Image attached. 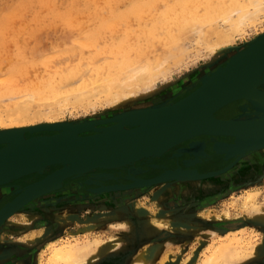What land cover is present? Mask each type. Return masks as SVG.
Returning a JSON list of instances; mask_svg holds the SVG:
<instances>
[{
  "label": "rangeland",
  "instance_id": "1",
  "mask_svg": "<svg viewBox=\"0 0 264 264\" xmlns=\"http://www.w3.org/2000/svg\"><path fill=\"white\" fill-rule=\"evenodd\" d=\"M191 1L193 5L195 0ZM197 1L199 2V0ZM197 1H195L196 4ZM207 1L200 0L203 5L199 2L200 5L194 4L195 6L189 7L191 2L188 0H0V108H14L21 104L26 96L35 95L37 90L44 92L47 86L55 85L54 88L59 91L71 92L76 90L83 80L87 82L91 77H94L96 71H111L114 67L124 65H127L128 70L147 66L156 68L155 76L145 86L151 87L150 90L141 94L139 88L136 91L137 93L140 91L139 94L125 93L123 98L114 101L116 102L114 105L113 102L106 101L104 92L91 97L89 102L88 100L86 102H67L56 118L77 122L86 119L93 120L97 116H108V110L127 108L132 106V103H141L147 100H154V102L160 100L159 102H161L165 98L170 100L181 98L196 85L198 75L209 70L208 68L218 61L212 59V52L209 49L212 44H208V42L213 43L223 23L224 28L227 26L226 22L222 23L220 16L217 19L214 14H211L212 16L205 20V22L209 20L210 23L204 25L206 35L203 33L204 29H201L199 33L202 34L198 36L202 38V41L197 37L199 28L195 32L194 28L188 27L193 30L188 32L189 29L186 25L180 24L184 21L183 9L187 14L193 11L190 8H194V11L197 8L196 10L201 11L202 14V12H209L204 10L209 9L210 6L218 7L220 4L226 6L232 0L223 2L222 0H216V2L210 0V2L208 1L209 5ZM181 3H183L182 6ZM168 10L171 13H168ZM180 13L183 14L180 15ZM199 14L198 16H200ZM213 16L216 24L212 21ZM260 17L254 23L244 26V32L227 31L230 34V44L239 46L243 41L252 39L260 29H264V17ZM185 19L188 21L187 18ZM211 22L214 27L216 26L215 29L211 28L213 26H211ZM209 26L212 30L208 32L207 27ZM204 35L208 37H206V41ZM44 99L45 97L40 99L41 102ZM35 100L38 103L40 101ZM37 105L40 108L42 106L41 104ZM0 127L2 126L0 125ZM212 143L213 141H209L207 144L211 147ZM172 149L166 153H170ZM175 150L183 151L177 147ZM224 162L226 160H223L221 155L210 154L205 160L197 162L195 166L206 170L218 169V166ZM165 163H169V166L175 165L172 160L162 159L154 165H142L138 171L146 176L149 171H152L151 174L154 173V170L159 171L161 166L165 167ZM250 172L254 173L256 178L252 179L248 176L247 174ZM23 181L24 179L20 182ZM78 182L73 181L71 186L66 188L68 194L50 193L51 195L40 198L38 207L32 206L21 212L19 215L21 219L17 222L20 229H18L19 225L16 226V229L8 226L0 233V247L6 249L2 252L4 258H0V264H44L55 246L62 245L66 241L83 243L85 239L91 237L93 234L90 236L89 234L81 235L88 232L87 226L92 225L91 223L95 225L100 223L110 236L120 231L122 236L128 234L125 239L117 240L120 245L117 252L113 251L102 257L105 264H128L140 252L136 251L137 245L159 239L162 231H170L172 238L166 242L160 243L163 240L156 242L162 244L164 246L162 248L172 246V249L169 250L170 253L162 250L158 254H154L152 257L155 256V259L152 264H203L204 259L210 254L209 248L206 247L212 244L211 236L207 237L208 243L203 241V237H205L203 230L206 232L207 229L225 221L226 217L223 216L225 210H228V216H238L239 219L247 222L244 229L246 231H237L240 233L235 236L242 238L240 240L243 245L247 243L248 247L253 246L254 252L245 250L239 252L236 257L234 255L232 260L228 259L226 263L224 261L218 263L264 264V228L261 225L262 228L252 224L249 220L251 206L259 204L264 207V155L255 165L241 161L221 176L202 181L199 184L204 183L208 187L201 191L203 194L198 193L194 198L182 197L179 193L164 196L162 199L165 201L160 200L162 204L158 209H154L158 213L154 217L136 208L146 207L148 209L151 207L150 205L156 203V201H151V191L156 190L155 186L152 189L143 190L139 193L141 195L136 197L133 195L124 197L131 193L129 190L125 191L126 193L122 192L119 195V200L123 198L127 202L120 204L121 209L119 208L117 211L120 217L113 218L110 217V208L103 209L97 206L101 203H97L96 206L94 203L95 200L105 199L106 195L88 196L84 190H81L82 186ZM114 182L126 183V177ZM111 197L116 198L115 196ZM183 203L187 205L189 213H186ZM126 204L127 206H125ZM130 204L135 205L136 208L132 205L129 206ZM159 210L162 211L159 212ZM238 214H241V217ZM147 216L152 217L153 221H160L161 224L154 238L141 242L135 238L141 234L147 235L152 226L150 220L149 228L143 225V222L148 219ZM181 218L183 221L179 222ZM147 221L145 222L147 223ZM170 221L174 222L170 223ZM194 227L204 229L198 230L195 234L197 229L193 230ZM61 231L74 235L65 240H49ZM180 231L184 232L179 233ZM107 232L102 239L109 241ZM131 233L132 236L136 234L133 236L134 240L129 237ZM168 235V233L163 234V236ZM45 236L47 237L45 238ZM97 237L93 235V238ZM231 237L232 235L229 236V238ZM28 239L32 242L27 241ZM224 239L222 240L224 242L229 240ZM49 241L51 244L47 246ZM195 241H198L195 243L198 244L192 245ZM200 242L202 246H200ZM257 245L258 251L255 249ZM179 246H182L183 249ZM193 247L195 248L193 249ZM18 250L19 252H17Z\"/></svg>",
  "mask_w": 264,
  "mask_h": 264
},
{
  "label": "bare ground",
  "instance_id": "2",
  "mask_svg": "<svg viewBox=\"0 0 264 264\" xmlns=\"http://www.w3.org/2000/svg\"><path fill=\"white\" fill-rule=\"evenodd\" d=\"M188 1L191 2L190 3L191 5L189 6L191 7V6H195L194 4H196L195 1L197 0L193 1L194 2L193 5L191 0ZM208 1L210 2V0ZM223 1L225 0H222V2ZM199 2L196 5H198ZM207 3L205 2L206 5ZM201 4L203 5V3ZM211 4L212 2L210 3V5ZM182 5L183 3H181V6ZM190 9H193V11L188 12L187 13L189 14L188 16L186 14V11L184 9L182 10L184 13V14L182 13L184 15L182 16L184 21L181 22L180 24H185L187 29L194 28L193 29L194 31L199 28L197 30L198 34L200 33L201 29H204L205 23L206 25L207 23H210L209 20L207 22H205V20L209 19L212 16L211 14H214L215 17H217V19L218 16H220V18L222 19V23L226 22L227 26L224 28L223 26L224 23H223L222 28L224 29L221 28V30L218 31V34L213 40V43L208 42V44L209 43L212 44L211 45L212 47L208 46L211 47L209 48L212 52L213 58L212 57L211 58L216 59L218 61L214 62L211 65V68H208L209 70L201 72L198 75L196 79L197 81L196 85L193 86L191 89H189V91H191L193 88L197 87L200 84L201 77L203 78V76L208 75L211 71H215L216 67L223 68L225 64L228 63L227 70L222 71V69L220 68V70L214 73L215 79L217 78L218 79L215 81V83L208 86L207 90L202 94V97H198L195 103L199 101L198 103L205 105L209 110L212 101L215 102L220 101L223 98H225L229 93H231L233 90L244 87L241 93L237 97L223 103L220 107H218L217 109L213 110V112H211V115L216 119L239 120L245 123V125L241 127L227 128L231 132L236 133L237 141L235 142L234 138L228 135L227 136L209 135L204 133H198V134L190 135L189 137L183 139L179 143L171 147H168L164 152L162 151L159 154L157 153L143 154V153H147L144 152L145 150L156 148L161 143L168 141L170 139V133L174 132L178 128H181V133L190 130L192 131L196 130L197 127H200V129H205L202 127V125L210 129L212 128L213 124L211 120H209L208 116L205 115L204 121L202 122L198 112L192 114L189 113L190 115L186 111L180 112L179 117H176L174 119H171L169 117L170 120H165L167 115L160 114L161 111L153 115L155 110L170 105L178 101L180 98L176 100H170L169 98H165L161 102H159L160 100H156L157 102H154V100L153 101L147 100L141 103H132V106H128L127 108L115 109V110L113 109L112 111H115L114 113H111L112 111L108 110L107 111L108 116L105 115L97 116L93 120L86 119L84 121L77 122V121H69V120H60L56 118L57 115L59 114V111L63 109V107L65 106V104H67V102L68 103H74L79 101L86 102V100H88L89 102L91 97L101 92H104L106 101L108 103L113 102V105L116 103L114 101L123 98V96L126 94L129 93L139 94L141 92H142L141 94H143V92L150 90L151 87H145V86L151 80V78L155 76L156 72L154 70L156 68L153 69L152 67L147 66L138 69L134 68L128 70L127 65L126 66L124 65L121 67H114L111 69V71L108 70L102 72L96 71V75L94 77H91L90 80L87 82H85L81 78L83 82L76 87V90H73L71 92H63L61 90L59 91L58 89L54 88L56 87L55 85L47 86L46 90L44 91L45 93L42 92L41 90H37L35 91V95L26 96V98L22 101V103L14 108L13 107L11 108L1 107L2 109L0 108V125L2 126L0 127V139H2V141H0V174L4 171L15 170L14 168H19L25 164H29V162H32L34 160L43 161L46 155H49L56 151L58 152V154L69 156L73 160V162H66L64 164L54 163L52 165H41L40 162L38 165L34 166L35 169L33 171L27 173L26 175H23L20 178L11 179L9 181L0 183V233L3 232V230L8 226L9 227L12 226L13 227L12 229H16V226L19 225V223L17 222H19L18 220L21 219L19 217L21 212L26 211L28 208H31L32 206L36 207L37 204H39L40 202V198L49 195L50 193L55 194L59 192V194L60 193L68 194L66 192V188L70 187L73 181L74 182L79 181L78 183H80V186H82L81 190H84L88 196L106 195L105 199L95 200L94 203L95 206L97 203H101V205H97V206L102 207L103 209L110 208L111 209L110 217L113 218L120 217L117 212L119 208L121 209L120 204L127 202L124 201L123 198H122L123 201L119 200V195H121L122 192L129 190L131 193L128 195H124V197L125 196L131 197V195H133V197H136L138 195H141L139 193L143 192V190H149L155 186L154 189L156 190L151 191V196H152L151 201H156V203L150 205L151 207H148V209L146 207L136 208L135 206L136 203L135 205H132L133 203L129 205V206L132 205L137 210L144 211L148 213L150 216L154 217L156 214H158L155 212L154 209L155 208L158 209L160 207V205L162 204L160 200H164L162 199L164 198V196L179 193L180 196L182 197L194 198L198 193L201 194L202 193L201 191L206 190L208 187L204 183L199 184L202 183V181L221 176L223 173L231 170V168L235 164L237 166V163H240L241 161L247 162V164L249 165H255L260 161V159L264 155V145H261L253 149H251V146L264 140V36H262L264 34V29H260V31H258L257 34L252 39L243 41L242 44L239 46L230 44V38H229L230 34L227 33V31L240 32V33L244 32L245 30L243 29L244 26L254 23L257 19H259L260 16L264 17V0H232L226 6L223 4H220L218 7L210 6L209 9L204 10L209 12L207 13L202 12V14L204 13L203 15L200 13L201 11L196 10L197 8H195V11L198 12H195L194 8H190ZM190 9H188V11H190ZM168 13L171 12L168 10ZM182 14L180 13V15ZM198 14L200 16H198ZM185 18H187L188 21ZM213 19L212 21H214L215 23L216 20L214 16ZM212 25L213 22H211V26ZM219 25L221 24L219 23ZM207 28H208L207 31L209 32V30H212L211 28L215 29L216 26L214 27L213 25L211 28L210 26ZM190 29L188 30V32L193 31ZM205 30L206 28L204 29L203 33L206 32ZM208 32L207 35L209 34ZM204 34L206 35V33ZM201 35L202 34H199L197 35V37ZM205 35H204L205 38L204 40L206 41L207 36L205 37ZM199 38L200 37H198V39ZM201 39L202 38H200L199 40L202 41ZM233 64L234 67L230 68L231 65ZM104 73L106 74L103 76ZM253 74H254L253 76L254 78L252 77L253 80L249 81V75L251 76ZM206 77L204 78V82L210 81L207 80L208 78L206 79ZM131 88H133L134 90L133 89L128 90ZM139 88L141 89V92L139 91L137 93L136 91ZM189 91H187V93ZM185 95H183L182 97H184ZM44 97L45 99L41 102L40 99ZM35 99L40 100L39 103ZM35 103L41 104L42 105L41 108L39 107V105ZM3 107H7V106H3ZM129 114L132 115L128 116ZM146 119L148 120L145 122ZM126 123H132V125L123 127L124 126L123 124ZM134 125H139V126L142 125L141 126L142 129L137 130L136 132V135L137 136L139 135V137L142 139L136 141V144L134 143V148L137 149L136 152H142L141 155L137 156L133 160H129V161L125 160L118 163L114 162V165L112 166H102V165L94 164L95 165L94 167L92 166L89 168H80V165H83L89 161L93 163L98 162L102 158H106V155L108 154L110 155V157H113L119 151L124 149L122 148L123 145L124 147L128 146V144H126V139H124L121 142L122 146L119 143H112V139H110L107 142V144H101V142H97L96 144H92V143L85 144L79 142L80 136L97 135L103 133L104 131L110 134H114L117 133L120 129L133 127ZM148 127H149V131L147 130ZM42 129H46V130H42ZM41 134L42 135L49 134V136L56 134L55 136L58 137H56L53 140L51 139L52 140L51 142L45 144L42 143L46 141L35 142L36 139L34 138L27 140L31 136H36ZM202 136H206L207 139L201 138ZM218 136H223L225 138H233V140L231 142L218 140L217 139ZM209 141H213L211 147L214 146L215 150L219 152H223V151L226 152L228 158L226 160L227 163L223 167L231 163V165H229L227 168H224L218 173H216L215 171H218L223 167L221 168L219 167L218 169L210 168L209 170H206L196 167L197 165L195 166L197 162L205 160V158L209 157V155L211 154L210 152H206L205 150L206 149L205 147ZM183 142H187V144H185V146L179 147V145L182 144ZM142 146L143 148H141ZM176 147L180 148V150H183V151H176L173 153V156L176 158V160H178V157L181 156L182 154L185 155V158L180 159L181 160L180 162L178 161L175 163V165H170V166L169 163H165V167H162L160 164L161 169L160 170L157 169L160 172L154 176H150V175L145 176L144 174L138 171V169H140L142 165H147L148 163H151L155 159H158L162 154H164L168 150L172 148L175 149ZM129 150L131 152L134 151L132 149ZM72 151L73 153L75 154L78 153L79 155L70 156V153ZM124 151L127 152L128 150L124 149ZM28 155L29 157L27 158ZM221 155L223 156L224 153H222ZM64 166L65 168L70 167L68 174L64 173L66 169H61ZM192 170H194L195 173H193ZM207 171H211L215 173H212L211 175H206L208 173H203ZM150 172L152 171H149V174ZM154 172L157 173V171L155 170ZM247 175L250 176L252 179L256 178L254 177V173L252 172H250V174ZM124 177H126V183L114 182L119 179L121 180ZM43 178H46L47 181L43 184L42 187H38L36 189L33 183ZM23 179L24 181L20 182ZM86 190L91 191L92 194ZM111 196H115L116 198L114 199ZM51 198L53 199V197ZM125 206H127V204ZM183 206L186 208L187 205L184 204ZM178 209L179 208H177V210ZM160 211L162 210H159V212ZM6 212L7 215L5 216ZM224 212L225 213L223 216L226 217L224 218L225 221L218 223L217 225H215V227L214 226L211 227L212 229L211 228L207 229L206 232L205 230H203V235H205V237H203L204 239L202 237L201 238L203 239L204 242L208 243L207 237L209 236L212 237L211 238L212 244L210 246H208L209 245L208 244L207 245L208 247H206L209 248L208 250L210 251V254L204 259L203 264H219L218 262L220 261L221 262L224 261V263H226L228 262V259L232 260L231 258L234 255H235L234 257H236L239 252H244L245 250L249 252L252 251L254 252L253 246L248 247L249 245L247 243H244L243 245L242 244L243 242H241L240 240L242 238L235 236L236 234L238 235L240 233V232L238 233L237 231H241L245 229V227L247 226L246 224L247 222L245 223L243 220L239 219L238 216L237 217H235L234 215H233L234 217L228 216V210H225ZM249 212L251 214L250 215L251 218L248 219L252 222V224L257 225L259 227L261 225L264 228V207H262L259 204H255L250 207ZM186 213H189L187 212V208H186ZM186 213L185 215H187ZM152 217L147 216L148 221L145 220L147 221V223L145 221L143 222V225L149 228L150 226L149 220L152 221V226L148 231V234L145 236L141 234V236L135 239H138L142 242L144 240L146 241V239L151 240V238H154V235L156 234L157 229L160 226L161 222L158 220L153 221ZM179 220H180L179 222L183 221L182 218ZM171 222L174 221H170V223ZM91 224L92 225L87 226L88 232L81 235L84 236L89 234L90 236L91 234H93L94 237L98 236L97 238H93L92 235L91 237H88V239H85L83 243L81 242L72 243L66 241V243L62 245L55 246L51 250V253L47 257L46 262L44 264H105V262H103L104 260H102V257L105 255L107 256V254L108 255L111 254V252L113 251L119 250L120 245L117 242V240L125 239L128 234H126V236L125 235L122 236L120 231L110 236L109 232H107V230L104 227H102L100 223L97 225L93 223ZM18 229H20V225ZM201 229L204 228H197V227L193 228V230H196L195 234L197 233L198 230ZM123 230L126 231V229ZM106 232L108 233L109 241L102 239L103 237H105L104 234ZM169 232L170 231H162L160 234L161 237H159V239L157 240L155 239V241L153 242H146V243L142 242L141 245L140 244L137 245L138 248L135 247L136 251L137 252L140 251V252H138L139 254L136 256L134 260L129 262V264H150V263L152 264L153 260L155 259L154 258L155 256L152 257L154 254L156 253L158 254L159 251L162 250L164 252L171 250L172 246L170 248L169 247L162 248L164 246L160 244L161 242L169 241L172 238V235ZM182 232L184 231H180L179 233ZM142 233H145V231H142ZM167 233L169 234L168 236H163V234H167ZM73 235L74 234H70L69 232L61 231L57 235L53 236V238H49V240H54V239L65 240ZM231 235L232 237L229 238V236ZM133 236L131 233V235H129L130 239L134 240ZM39 237L41 236L39 235ZM46 237L47 236H45V238ZM201 238H197V239L195 238V239L199 240ZM224 238L229 240L224 242L222 241ZM159 240H163V241H160V243L156 242ZM27 241H31V240L28 239ZM196 242L198 241H195L194 243H192V245H197L198 243L195 244ZM48 244H51V241L47 243V246ZM201 244L202 243L200 242V246H202ZM22 247L24 248L25 246ZM179 247L183 249L182 246ZM174 248H176V246H174ZM194 248L195 247H193V249ZM255 249L258 251L259 249L258 245ZM4 250L6 249L0 247V258H4L3 257L4 254H2ZM19 250L17 252H19ZM186 264H191V263H186Z\"/></svg>",
  "mask_w": 264,
  "mask_h": 264
},
{
  "label": "water",
  "instance_id": "3",
  "mask_svg": "<svg viewBox=\"0 0 264 264\" xmlns=\"http://www.w3.org/2000/svg\"><path fill=\"white\" fill-rule=\"evenodd\" d=\"M262 36H264V34ZM232 60H234V59H232ZM233 67H234V64L231 65L230 68H233ZM220 68L221 67H216L215 71H211L208 75L203 76V78L201 77L200 78V84L197 87L193 88L191 91L188 90L189 92L184 97L180 98L178 101H176V102H174V103H172L170 105H167V106H164L163 108L161 107V108L155 110L154 114H153V115H155V113L161 111L160 114L167 115L165 120H170L169 117L171 119L179 117L180 116V112H185L186 111V112H188V114L189 113L192 114V113L198 112L200 117H201V121L202 122L204 121L205 115L208 116L209 120H211V122L213 124L212 128L210 129V128L204 127L202 125V127L205 128V129H200V127H197L196 130H193V131L190 130V131H186V132H183V133H181V128H178L177 130L174 129L175 131L170 133V139L168 141H165V142L161 143L156 148H152L150 150H145L144 152H147V153H143V154H148V153H152V154H156L157 153V154H159L162 151L164 152L168 147H171V146L179 143L180 141H182L183 139L189 137L190 135H194V134H198V133H204V134H209V135H225V136L228 135V136L233 137L235 142L237 141L236 133L231 132L227 128H229V127H241V126L245 125V123L242 122V121H239V120H221V119H216V118H214L211 115V112H213V110H215L218 107H220L223 103H225L227 101H230L231 99L237 97L241 93V91L243 90L244 87L233 90L231 93H229L225 98H223L220 101H217V102L212 101L209 110H208V108L205 105H203L201 103H198L199 101L197 103H195V101L197 100L198 97H202V94L207 90L208 86H210L213 83H215V81L218 79V78L215 79L214 73H216L218 70H220ZM221 69H222V71L223 70L224 71L227 70L228 69V63L225 64V66L223 68H221ZM253 76H254V74L251 75V76L249 75V81L253 80V78H254ZM205 77H206V79L208 78L207 80H210V81H205L204 82V78ZM130 115H132V114H129L128 116H130ZM153 115H151V116H153ZM125 117H127V116H125ZM148 119H146L145 122ZM123 125H124L123 127L130 126V125H132V123H126V124H123ZM141 126L134 125L133 127L123 128V129H120L117 133L113 132L114 134H110V133L104 131L103 133L97 134V135L80 136L79 137V142H82V143H85V144H91V143L92 144H96L97 142H101V144H107V142L110 139H112V143H119L121 146H122L121 142L124 139H126V144H128V146H126V147H124V145L122 146V148L128 150L127 152L124 151V149H123V150L119 151L113 157H110V155L108 154V155H106V158H102L100 161L95 162V163L89 161V162H87V163H85L83 165H80V168H89V167H92V166L94 167L95 165L112 166V165H114V162L118 163V162L125 161V160H128V161L129 160H133L137 156L141 155L142 152H136L137 149L134 148V143L136 144V141L142 139V138L139 137V135L138 136L136 135L137 130H141L142 129ZM42 130H46V129H42ZM147 130L149 131V127L147 128ZM55 135H50L49 136V134L48 135H45V134L42 135L41 134V135L31 136L27 140H30V139L34 138V139H36L35 142L46 141V142L42 143V144H45V143L51 142L53 139L58 137V136H55ZM46 138H48V139H46ZM27 140H25V141H27ZM0 141H2V139H0ZM137 145H139V144H137ZM261 145H264V140L259 142V143H257V144H255V145H253V146H251V149L259 147ZM141 148H143V146ZM129 149H132L134 151L131 152ZM211 151L215 155H221L222 153H224L223 156L221 155L223 160H227V158H228L226 152H224V151L223 152H219V151L215 150L214 146L211 147ZM76 155H79V154L78 153L75 154V153H73V151L70 153V156H76ZM28 157H29V155L27 156V158ZM40 162H41V165H52L54 163H57V164H62L63 163L64 164L66 162H73V160L67 155L58 154V152L56 151V152H53V153H51L49 155H46L44 157L43 161L42 160H34L32 162H29V164H25V165H23V166H21L19 168H14L15 170L2 172L0 174V183L9 181L11 179L20 178L23 175H26L27 173L33 171L35 169L34 166L38 165ZM101 163H104V164H101ZM229 165H231V163L228 164L227 166L219 169L218 171H215V172L218 173L221 170H223L224 168H227ZM70 167H66L65 168V166H64L61 169H66V171L64 173L68 174L69 173L68 171L70 170L69 169ZM192 171H193V173H195L194 170H192ZM215 172L207 171V172H203V173H208L206 175H211L212 173H215ZM46 181H47V179L43 178L41 180H38V181L34 182L33 185H35V188L37 189L38 187H42L43 184ZM86 191H88V190H86ZM88 192L92 194L91 191H88ZM6 215H7V212L5 213V216Z\"/></svg>",
  "mask_w": 264,
  "mask_h": 264
},
{
  "label": "flooded vegetation",
  "instance_id": "4",
  "mask_svg": "<svg viewBox=\"0 0 264 264\" xmlns=\"http://www.w3.org/2000/svg\"><path fill=\"white\" fill-rule=\"evenodd\" d=\"M201 138H203V139H207V137L206 136H202ZM217 139L218 140H223V141H227V142H231L232 140H233V138H225V137H223V136H218L217 137ZM225 139V140H224ZM188 142V141H187ZM187 142H183L182 144H180L179 145V147H182V146H185V144H187ZM206 149V152H210L211 154H213L212 153V151H211V147H210V145H206V147H205ZM174 152H176V150L175 149H172L171 151H170V153H164V154H162L158 159H155L154 161H152L151 163H148L147 165H152V164H157V163H159V160H162V159H164V160H172L173 162L175 161V163L176 162H180V159H182V158H185V155H181V156H179L178 157V160H176V158L173 156V153ZM171 154V155H170ZM170 155V156H169ZM156 162V163H155ZM227 163V161L226 162H224L222 165H220V166H218V167H222L224 164H226ZM217 167V168H218ZM214 169H216V168H214ZM160 171H157V173L156 172H154V173H151V174H148V175H146V176H154V175H156V174H158ZM153 174V175H152Z\"/></svg>",
  "mask_w": 264,
  "mask_h": 264
},
{
  "label": "crops",
  "instance_id": "5",
  "mask_svg": "<svg viewBox=\"0 0 264 264\" xmlns=\"http://www.w3.org/2000/svg\"><path fill=\"white\" fill-rule=\"evenodd\" d=\"M129 264V263H128Z\"/></svg>",
  "mask_w": 264,
  "mask_h": 264
}]
</instances>
